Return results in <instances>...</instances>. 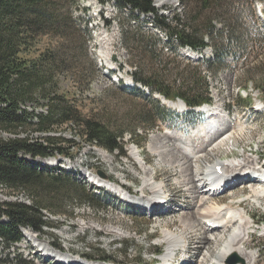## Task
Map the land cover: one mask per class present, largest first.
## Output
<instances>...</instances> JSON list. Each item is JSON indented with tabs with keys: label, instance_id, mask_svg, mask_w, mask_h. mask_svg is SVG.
<instances>
[{
	"label": "rangeland",
	"instance_id": "obj_1",
	"mask_svg": "<svg viewBox=\"0 0 264 264\" xmlns=\"http://www.w3.org/2000/svg\"><path fill=\"white\" fill-rule=\"evenodd\" d=\"M74 1L76 5H72V16L85 20L84 23L79 20L78 24L81 28L86 24L83 29L90 40L86 55L68 58V66L72 70L62 80L61 89L70 90L72 96L76 93L72 84L81 82L80 93L74 97L77 99L76 105L84 112L90 110L107 116L109 124L117 131L132 126L138 129L133 138L124 136V155L117 151H105L74 138L75 143L70 150L79 149L74 159L28 158L33 163L69 170L74 179L92 191L94 202L103 205V209L95 211L84 206L76 209L75 216L71 218L47 214L46 219L51 227H43L40 234L23 229V240L5 251L11 260L6 264H56L57 254L69 259L71 263L67 264H81L85 260L80 256L81 253L109 255L118 264H182L184 261V264H214L215 260L218 261L214 255L222 252L224 243L238 229L240 222L234 221L224 230L206 229L200 213L209 215L203 209L209 206L215 208V205L230 206L233 210L227 214L228 218L239 210L250 219L248 225L240 226L241 230L237 234L241 233V236L235 244L242 242L237 247L245 257V264H264V197L259 198L251 192L253 188L264 190V186L252 182L238 188L231 187L222 194L203 195L202 185L206 177L204 162L207 167H212L214 163L232 165L245 161L255 166L257 161H264V112L253 110L262 108L264 111V80H259L264 77V23L259 20V12L254 8L256 3L264 7V0H226L229 8H236L234 13L228 15L222 10L213 15L219 18L216 29L227 30L226 26L230 24L227 31L233 38V44L228 45L232 56L218 67L213 65L215 71L206 74L212 104L218 113L215 118L227 126L226 130L229 129V133L219 139L216 138L218 134L215 135L223 129L217 128L221 127L218 125L219 120L218 124L212 125V129H206L207 133L197 134L196 128L200 124L212 121V117H206L201 111L198 112L199 120L194 127H188L186 122H164L158 127L144 130L143 124L139 123L141 117L148 120L153 118L157 102L165 105L166 109H178L161 102L154 90L136 84L130 79L131 72L135 70V77L141 78L145 72L155 69L163 77L171 79L174 74V71L170 74L171 69H181L187 65L186 55L195 59L200 58L199 55L163 44L162 34L151 28L150 14L131 12L129 8L120 11L113 0ZM152 3L158 13L168 19L173 14L185 16L188 6L199 7V0H152ZM248 7L254 11H249ZM236 10L239 16L235 15ZM103 19L110 24L106 26ZM138 32L153 33L161 39L160 44H155L151 61L150 58L144 60L148 65L143 68L134 64L140 60L137 52H134L136 39L140 37ZM147 38L148 42L153 43L150 37ZM221 44H225L224 37H213L203 56H210L211 48ZM78 64L79 67H76ZM112 78H118L119 81L114 82ZM87 79H91L88 87L85 84ZM175 106L180 107L179 104ZM184 128H188V132H184ZM55 134L71 138L68 130H60ZM192 152L197 154L194 158ZM182 167L191 168L192 174L189 170L181 172ZM97 172L103 173L105 178ZM93 182L114 185L112 188L119 187L123 193L109 191L115 198H106L105 190H98ZM123 196L131 198L124 199ZM162 197L166 202L161 206L156 205ZM20 198L26 201L25 197ZM5 199L14 197L1 193L0 201ZM126 204L132 206L130 213L126 212ZM222 212L225 211L222 210L220 214ZM171 236L176 239L173 245L168 242ZM203 238L208 239L205 248L199 245L204 241ZM52 243H58L63 251L55 249ZM122 251L126 252V257ZM166 253L168 256L163 258ZM46 254L49 257L46 258ZM236 256L228 253L226 259L230 258L236 263L239 258Z\"/></svg>",
	"mask_w": 264,
	"mask_h": 264
},
{
	"label": "trees",
	"instance_id": "obj_2",
	"mask_svg": "<svg viewBox=\"0 0 264 264\" xmlns=\"http://www.w3.org/2000/svg\"><path fill=\"white\" fill-rule=\"evenodd\" d=\"M113 2L120 11L129 8L131 12L150 14L151 28L162 34L163 44L169 48L174 45L201 51L213 37L225 38V44L214 47L211 56L199 62L185 59L186 66L170 68V74L174 71L171 79L155 69L145 72L141 78L135 77V70L131 72L136 84L154 90L166 100L180 99L187 108L178 114L157 102L153 118H140L144 130L155 128L162 121L193 124L194 107L212 100L206 74L213 73V65L220 66L232 55L228 49V45L233 44L232 34L227 31L230 24L227 30L216 29L219 18L213 15L222 10L229 15L236 8H229L226 0H199V7L188 6L185 16L173 14L168 19L158 13L152 0ZM73 4L76 5L74 0H0V194L14 197L0 201V264L11 262L5 251L23 240L22 229L40 234L43 227H51L47 214L71 218L76 209L84 206L95 211L103 209V205L94 202L92 191L74 179L69 170L33 163L28 158L74 159L79 151L70 150L74 138L124 155V136L131 139L138 129L132 126L117 131L109 124L107 116L90 110L84 112L76 105L74 97L80 93L81 82L72 84L76 92L72 96L70 90L61 89L62 80L72 70L68 58L86 55L90 40L83 29L86 24L82 28L78 24L79 20L85 21L72 16ZM248 10L252 11L250 7ZM239 14L236 10L235 15ZM138 33L140 37L136 39L134 52L140 60L134 64L143 68L147 64L144 60L150 58L151 61L155 44H160L161 39L153 33ZM147 37L153 43L148 42ZM259 80L263 81L264 77ZM85 84L88 87L91 79ZM60 130H68L71 138L56 135ZM106 196L111 197L108 193ZM52 245L63 251L58 243ZM122 254L126 257L125 251ZM80 256L118 264L105 254L81 253Z\"/></svg>",
	"mask_w": 264,
	"mask_h": 264
},
{
	"label": "bare ground",
	"instance_id": "obj_3",
	"mask_svg": "<svg viewBox=\"0 0 264 264\" xmlns=\"http://www.w3.org/2000/svg\"><path fill=\"white\" fill-rule=\"evenodd\" d=\"M159 1V0H158ZM101 52H103V51H101ZM104 57V56H103ZM179 104V103H178ZM174 105H176V104H174ZM180 105V104H179ZM214 107H216L215 105H205V106H203L200 110L201 111H204L205 113H206V116L207 117H212V121L210 122V121H208L207 123H205V124H200V126H198V128H196V132H198L197 134L198 135H200V133L201 132H208V131H206V129H212V125L214 124V123H217L218 122V118L216 119L215 118V115L217 116L218 115V113H216V108L214 109ZM215 112H214V111ZM219 123H220V120H219ZM222 123V122H221ZM218 124V123H217ZM225 125V124H224ZM223 125V123H222V126L223 127H221V129H222V131L221 132H217V133H215V135H217L218 134V136L216 137L217 139L219 138V137H221V135H223V134H225V133H227L228 132V130H226L225 128H227V126L225 127ZM230 128V127H229ZM220 130V129H219ZM217 131V130H216ZM169 137V136H168ZM216 139V140H217ZM210 140H211V138H210ZM194 141V140H193ZM194 151V150H193ZM199 151V150H198ZM200 152V151H199ZM202 152V151H201ZM198 153V152H197ZM189 154V153H188ZM192 158H194V156H196L197 154L195 153V152H192ZM198 155H200V154H198ZM185 156L187 157V158H190L189 157V155H187V154H185ZM184 157V156H183ZM186 157H184L185 159H187ZM201 157V156H200ZM203 157H205V156H203ZM196 159H198L197 157H196ZM190 161V160H189ZM198 161V160H197ZM202 161H203V159H202ZM248 162H249V160H248ZM209 163V162H208ZM250 164V163H249ZM205 165V166H204ZM204 165H203V167H204V169H205V171H204V175H207L208 176V178H212V177H216L215 176V171L213 170L215 167L214 166H219L220 165V170L222 171V174L225 176V175H227V174H235V172L237 171V168L236 169H229V167L227 168V165L226 164H216V165H213L212 167L211 166H209L208 165V167H207V164L204 162ZM226 165V166H225ZM242 166H244V164L242 165ZM213 168V169H212ZM231 168H235V167H231ZM182 171L181 172H185L186 170H189L190 172H191V174H192V171H191V168L189 169V168H187V167H182V169H181ZM190 172H189V174H190ZM193 174H194V171H193ZM197 176V175H196ZM235 176V175H234ZM218 177H220V176H218ZM243 177V176H242ZM201 178H199V180H200ZM249 178H236L235 180H234V182H226V186L227 187H230L231 185H233V186H237V188H238V186H245L246 184H250V183H252V182H250V183H247ZM194 180H195V178H194ZM230 181H232V179H230ZM242 181L243 182H245V184H241L242 183ZM192 182H194V181H192ZM199 182V181H198ZM201 183V180H200V182H199V184ZM189 184V183H188ZM194 185V184H193ZM114 185H109V187L110 188H112ZM195 186H197V185H195ZM264 185H262V187H263ZM116 187V186H115ZM115 187L114 188H112L114 191H116V192H119V193H123L122 191H121V188H119V187H116V189H115ZM191 187V186H190ZM193 187V186H192ZM191 187V188H192ZM251 188H253V187H251ZM250 188V189H251ZM193 189V188H192ZM191 190V189H190ZM197 190V189H196ZM195 192V191H194ZM197 192V191H196ZM237 192V191H236ZM251 192H252V194H257V196L259 197V198H261V197H264V194H263V192H264V190L263 189H260V188H258V189H256V188H253L252 190H251ZM205 192L203 191V195H205L204 194ZM248 193H250V192H248ZM246 194V193H245ZM252 196H255V195H252ZM251 196V197H252ZM124 197V199L126 198V199H129V198H131V197H126V196H123ZM196 198V197H195ZM123 198L121 199V200H124ZM192 199H194V198H192ZM203 199V198H202ZM257 199V198H256ZM264 199V198H263ZM200 200V199H199ZM195 201V200H194ZM197 201V200H196ZM262 201V200H261ZM195 203V202H194ZM214 204V203H213ZM196 205V204H195ZM198 205H200V204H198ZM197 206V205H196ZM195 206V207H196ZM193 207V206H192ZM201 207V206H200ZM199 207V208H200ZM221 207V206H220ZM219 206H217L216 207V205H215V208L214 207H212V206H209V207H205L203 210H206L205 212L206 213H208L209 215H207V216H205V215H202L201 213H200V215H201V219H203V221H204V219H205V221H207V220H209V221H211L212 222V224H213V226H214V229H217V231H218V229L219 228H222L223 230L225 229V228H227V227H229V224L230 223H232V222H237V221H240L239 222V225H238V229H236V231H233V233H231V236L229 237V239L227 240V242H223L224 244H225V248L222 250V252L220 251V252H218V253H216V255H214L215 256V259H216V257L218 258V261H216V264H219V263H224V262H227L226 261V254H228V253H233V254H237V256H239V260L236 262V263H232V264H245V257L243 256V254H242V252L239 250V248L237 247L238 245H240V244H242V242H240V243H237V244H235V242H236V239L238 238H240L239 236H241V233H240V235H238L237 233L241 230L240 229V226H242V225H244V224H247L248 222H249V218H246L245 216H243V214L241 213V211H239V210H236V211H234V212H236V213H234L233 212V214H230L229 215V218L228 217H226L227 216V214H229V212L231 211V207L230 206H225V207H221L220 208ZM203 208V207H202ZM224 208V209H223ZM222 210H224L225 212H222L223 214H220V212L222 211ZM233 210V209H232ZM201 211V210H200ZM197 212V211H196ZM195 212V213H196ZM199 212V211H198ZM204 212V211H203ZM205 214V213H204ZM199 216V215H198ZM196 217H197V215H196ZM228 218V219H227ZM235 218H237L238 220H235ZM249 219V220H248ZM218 221V222H217ZM244 221V222H243ZM243 222V224H241ZM238 223V222H237ZM251 223V222H250ZM249 223V224H250ZM236 224V223H235ZM235 224H233L234 226H235ZM204 225V224H203ZM248 225V224H247ZM205 226V225H204ZM236 228H237V226H236ZM243 229V228H242ZM172 237L173 236H171V237H169L168 238V242H169V244L170 245H173V244H175L176 243V239H172ZM197 239V238H196ZM204 239V238H203ZM226 241V240H225ZM199 245H201V247H204L205 248V246L206 245H208V239H204V241L202 242V244H199ZM223 247H224V245H222ZM203 249V248H202ZM248 256H250V257H253L252 256V254H247ZM165 256H168L167 255V253L163 256V258L165 257ZM241 258V259H240ZM188 263V262H187ZM93 264H98V263H93Z\"/></svg>",
	"mask_w": 264,
	"mask_h": 264
},
{
	"label": "water",
	"instance_id": "obj_4",
	"mask_svg": "<svg viewBox=\"0 0 264 264\" xmlns=\"http://www.w3.org/2000/svg\"><path fill=\"white\" fill-rule=\"evenodd\" d=\"M97 173H98V175H99L100 177L105 178V175H104L103 173H101V172H97Z\"/></svg>",
	"mask_w": 264,
	"mask_h": 264
}]
</instances>
